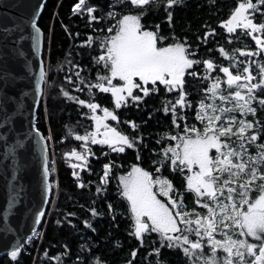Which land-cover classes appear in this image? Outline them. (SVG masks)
<instances>
[{"label": "snow or ice", "instance_id": "obj_1", "mask_svg": "<svg viewBox=\"0 0 264 264\" xmlns=\"http://www.w3.org/2000/svg\"><path fill=\"white\" fill-rule=\"evenodd\" d=\"M159 2L160 0H110L108 10L101 16L94 15L97 10L95 6L85 8V0H78L73 6L74 12L86 11L90 23L109 20L114 23L100 30L104 33L103 36L95 39L90 36L84 42L89 46L95 44L99 49V54L92 57L93 66L96 67L94 81L83 76L80 71L75 73V80L71 75L65 77L74 85L75 91L86 90L88 99L70 95L63 87L60 88L63 97L88 110L82 115L91 121L90 130L86 129L83 135L75 137L84 142L80 151L72 149L65 156L87 162L88 156L93 155L88 147L89 142L107 145L112 152L123 153L126 147L137 148V144L143 142L142 135L130 136L106 121H118V109L129 103L138 106L150 93H159L162 86L165 93L175 94L174 102L166 100L162 108L166 115L171 114L173 129L162 133L156 141L160 144L167 140V143L159 150V159L153 161L157 165L154 173L138 164H132L129 171L118 177L117 192L126 201L131 220L132 231L129 235H134L143 243V234L155 233L161 247L180 250L186 264H264V119L259 115L264 112V0H237L228 16L220 21V26L228 34L239 29L255 43V48L237 47L231 53L220 46L218 51L229 61L227 66L217 65L211 58H191L196 52L192 51L187 42L178 38L169 42V38L160 35L159 25L156 30L146 28L141 23L142 17L146 15V6H159ZM182 2L183 0H163L166 10ZM43 7L41 0L39 7H35L24 21L31 28L32 49L37 54L41 37L38 17ZM255 13H259V18ZM171 17L172 12L168 11L169 21ZM15 27L19 28V25ZM4 31L7 33L11 30ZM213 35L215 29L209 28L203 37L198 36L197 39L206 41ZM19 39L23 40L25 37L20 36ZM15 43L19 44V40ZM16 51L19 55H24L18 48ZM240 57L245 59L241 60ZM254 57L257 59H251ZM43 63L41 56V67L35 77L37 97L44 94L42 84L47 82ZM201 64L202 72L196 71L194 65ZM72 67L79 68V65L73 64ZM216 68L219 70L218 74L209 75ZM188 77H199L207 83V87L201 88L202 96L195 105L188 98ZM96 92L110 94L111 109L95 102ZM193 106L196 109L195 121L198 123H184L181 128L178 122L188 119L185 109ZM2 107L4 103L0 102V108ZM3 123H12L7 111ZM125 123L139 131V125L134 121ZM32 133L36 134L39 141L48 139L32 124L31 131L24 136V140ZM23 146V140H16L5 148V154H11L15 160L16 149ZM137 159L140 157L137 156ZM22 167L23 165L18 164L16 170L19 171ZM72 167L77 165L73 164ZM113 167L112 161L103 165V175L96 187L97 193L105 191L102 185L108 184ZM164 167L182 177V189H177L163 175L161 170ZM49 172L45 162V204L52 187L48 180ZM73 176L78 178L79 173L73 172ZM16 178L14 171L12 179ZM77 187L84 185L78 182ZM186 195L191 196V206L186 203ZM16 202L17 196H10L4 210L5 233L12 231L8 226V215ZM108 208L111 213L112 205L109 204ZM30 211L31 234L24 239L23 244L17 242L7 251L13 261L24 245L39 237L36 225L42 222L46 209L38 205ZM89 211L92 217L103 215L95 208H89ZM74 215L75 213L66 214ZM63 222L58 219L56 224ZM67 222L72 223L71 220ZM83 224L85 228L95 232L90 220L85 219ZM83 248L84 245H81L82 250ZM160 250L157 247L152 249L157 255ZM68 254L65 246L62 255ZM132 255H136L135 249ZM93 264L103 262L97 259ZM156 264L163 262L157 260Z\"/></svg>", "mask_w": 264, "mask_h": 264}, {"label": "trees", "instance_id": "obj_2", "mask_svg": "<svg viewBox=\"0 0 264 264\" xmlns=\"http://www.w3.org/2000/svg\"><path fill=\"white\" fill-rule=\"evenodd\" d=\"M109 2L110 0H85V8L95 6L97 10L94 15L101 16L108 10ZM236 2L237 0H183L181 4L166 10L163 0H160L159 6H146V15L142 17L141 23L149 30H156L159 25L160 35L169 38V42L173 38L186 41L192 51L196 52L191 58H211L217 65L227 66L229 61L220 55V46L230 53L237 47L255 48L254 41L239 29L228 34L220 26V21L228 16ZM76 3L78 0H47L38 18V26L43 36L42 57L47 82L43 86L44 94L41 95L34 124L43 136L48 137V178L49 183L56 184V189L50 190L46 216L38 229L39 237L24 245L15 261L6 255L0 257V264H93L97 259L103 264H129V261L131 264H156L157 260L163 264H186L180 250L161 247L155 233L143 234V243L134 235H129L132 229L128 206L117 192L118 177L129 171L132 164H138L146 171L154 173L157 165L153 161L159 159V150L167 143V140L160 144L156 141L162 133L173 129L171 114L166 115L162 108L166 100L174 102L175 94L165 93L161 86L159 93H150L138 106L129 103L118 109V121H106L130 136L142 135L143 142L138 143L137 148L126 147L120 153L112 152L107 145L89 142L88 147L93 155L88 156L87 162L65 156L72 149L80 151L84 142L75 137L83 135L86 129L90 130L91 121L82 115L88 110L63 97L60 88L63 87L70 95L88 99L86 90L75 91L74 85L65 77L71 75L75 80V73L80 71L83 76L94 81L96 67L93 66L92 57L99 54V49L95 44L89 46L84 42L90 36L94 39L103 36L104 33L100 30L114 23L111 20L90 23L86 11H73ZM168 11L172 12L171 21L168 19ZM255 15L259 18V13ZM209 28L215 29V35L208 37L206 41L198 40L197 37H203ZM73 64L79 65V68H73ZM194 69L202 72L203 65H194ZM218 72L216 68L209 75L215 76ZM203 87H207V83L201 78H187L188 98L193 105L201 98ZM137 94L143 95L139 92ZM95 102L112 108L110 94L96 92ZM195 111L194 106L185 109L188 119L178 122L181 128L184 123L196 122ZM259 115L264 119V112ZM125 121L137 123L139 131L133 130ZM137 156L140 157L139 160ZM109 161L114 162V167L109 173L108 184L102 185L105 191L99 194L96 187L103 175V165ZM73 164L77 167L73 168ZM81 164L85 166L80 167ZM161 171L177 189H182L183 180L178 173H172L168 167ZM73 172L79 173V177L73 176ZM78 182L84 187H77ZM185 199L191 206V196L186 195ZM109 204L112 205L111 213ZM89 208H95L103 215L92 217ZM67 213L75 215L66 216ZM58 219L64 222L57 225ZM85 219L91 221L95 232L85 228ZM68 220L72 223L69 224ZM81 245H84L83 250ZM65 246L68 255H62ZM154 247L161 248L159 255L153 253ZM134 249L135 256L132 255ZM56 257L59 259H54Z\"/></svg>", "mask_w": 264, "mask_h": 264}, {"label": "water", "instance_id": "obj_3", "mask_svg": "<svg viewBox=\"0 0 264 264\" xmlns=\"http://www.w3.org/2000/svg\"><path fill=\"white\" fill-rule=\"evenodd\" d=\"M46 1L42 0L44 5ZM40 3L41 0H0V102L4 103V107L0 108V257L6 256L7 251L17 242L24 243V239L31 234L30 210L38 205L47 210L50 200L49 192L48 202L43 203V168L45 162L48 165L50 159L46 139L39 141L36 134L32 133L24 140V136L31 131L35 122L41 98L35 94V77L41 67L43 47L41 33L39 54L33 51L31 28L24 21ZM42 10L43 8L41 12ZM16 25H19V28L15 27ZM4 29L11 31L6 33ZM20 36L25 39L20 40ZM16 40H19V44L15 43ZM17 48L24 53L23 56L19 55ZM5 111L11 117V124L3 123ZM16 140H23L24 146L16 149L13 160L11 154H5V148ZM18 164L23 165L19 171L16 170ZM14 171L17 177L15 180L12 179ZM14 194L17 196V202L8 215V226L12 231L5 233L4 210L8 206L10 196ZM45 216L46 211L42 221ZM41 224L42 222L36 225L37 230Z\"/></svg>", "mask_w": 264, "mask_h": 264}, {"label": "built area", "instance_id": "obj_4", "mask_svg": "<svg viewBox=\"0 0 264 264\" xmlns=\"http://www.w3.org/2000/svg\"><path fill=\"white\" fill-rule=\"evenodd\" d=\"M52 187L51 190H55L56 189V184L55 183H51Z\"/></svg>", "mask_w": 264, "mask_h": 264}, {"label": "bare ground", "instance_id": "obj_5", "mask_svg": "<svg viewBox=\"0 0 264 264\" xmlns=\"http://www.w3.org/2000/svg\"><path fill=\"white\" fill-rule=\"evenodd\" d=\"M44 66V65H43ZM45 84V83H44Z\"/></svg>", "mask_w": 264, "mask_h": 264}, {"label": "rangeland", "instance_id": "obj_6", "mask_svg": "<svg viewBox=\"0 0 264 264\" xmlns=\"http://www.w3.org/2000/svg\"><path fill=\"white\" fill-rule=\"evenodd\" d=\"M49 164V163H48Z\"/></svg>", "mask_w": 264, "mask_h": 264}]
</instances>
